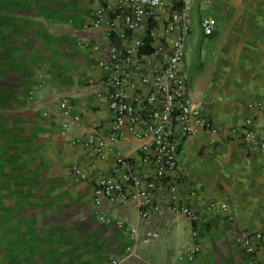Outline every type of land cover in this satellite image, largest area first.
Segmentation results:
<instances>
[{
	"label": "crops",
	"instance_id": "obj_1",
	"mask_svg": "<svg viewBox=\"0 0 264 264\" xmlns=\"http://www.w3.org/2000/svg\"><path fill=\"white\" fill-rule=\"evenodd\" d=\"M169 1L189 14L186 93L217 130L182 141L171 175L194 221L164 209L141 220L131 201L93 203L99 178L127 170L118 154L141 173L136 141L102 157L82 145L112 122L99 65L110 40L93 24L103 0H0V264H185L196 246L191 264H264L262 252L249 256L236 242L264 229V0ZM62 99L80 118L67 129ZM252 111L256 147L241 138Z\"/></svg>",
	"mask_w": 264,
	"mask_h": 264
},
{
	"label": "built area",
	"instance_id": "obj_2",
	"mask_svg": "<svg viewBox=\"0 0 264 264\" xmlns=\"http://www.w3.org/2000/svg\"><path fill=\"white\" fill-rule=\"evenodd\" d=\"M188 17L185 8L172 10L169 0H103L94 13V27H103L110 40L109 49L99 62L108 71L104 79L106 92L99 95L108 103L112 122L106 136L91 135L82 145L102 157L105 149L136 141L141 167V173L134 172L129 158L118 154L117 165L127 170L119 179L105 176L96 181L92 192L96 207L131 201L141 220L162 209L173 216L193 221L197 218L194 211L178 200L181 177L171 176L176 170L182 141L200 131L217 134L211 121L186 93L181 65L189 34ZM200 26L204 35L212 34L209 18H202ZM170 36L174 37L169 40ZM147 47L152 49L150 54L143 53ZM59 111L64 119L63 129L80 120L71 113L66 99L59 101ZM255 113L252 111L246 119L241 134L242 141L252 147L261 144L252 127ZM72 173L86 179L76 167ZM160 190L167 195L165 204L156 200ZM215 206L210 203L209 209ZM218 206L226 209L224 204ZM116 225L122 227L123 222L117 221ZM145 240L148 241V234ZM236 242L242 244L249 256L262 252L264 263V229L244 232L236 237ZM199 251L197 246L189 249L185 264L193 263ZM109 264L142 263L114 258Z\"/></svg>",
	"mask_w": 264,
	"mask_h": 264
},
{
	"label": "trees",
	"instance_id": "obj_3",
	"mask_svg": "<svg viewBox=\"0 0 264 264\" xmlns=\"http://www.w3.org/2000/svg\"><path fill=\"white\" fill-rule=\"evenodd\" d=\"M152 52V49L150 47H147L143 50V53L150 54Z\"/></svg>",
	"mask_w": 264,
	"mask_h": 264
}]
</instances>
